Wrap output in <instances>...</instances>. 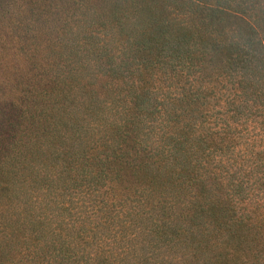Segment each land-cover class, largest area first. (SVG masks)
Returning <instances> with one entry per match:
<instances>
[{"label": "trees", "instance_id": "trees-1", "mask_svg": "<svg viewBox=\"0 0 264 264\" xmlns=\"http://www.w3.org/2000/svg\"><path fill=\"white\" fill-rule=\"evenodd\" d=\"M13 6L0 264H264V0Z\"/></svg>", "mask_w": 264, "mask_h": 264}, {"label": "rangeland", "instance_id": "rangeland-1", "mask_svg": "<svg viewBox=\"0 0 264 264\" xmlns=\"http://www.w3.org/2000/svg\"><path fill=\"white\" fill-rule=\"evenodd\" d=\"M3 24L14 30L16 44L24 46L33 43V0H14V6L3 18ZM0 54V61H4L5 57ZM25 58L33 59V56L26 54Z\"/></svg>", "mask_w": 264, "mask_h": 264}]
</instances>
